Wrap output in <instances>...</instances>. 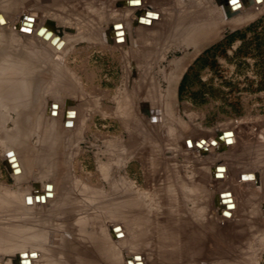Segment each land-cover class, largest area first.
<instances>
[{"label":"rangeland","instance_id":"rangeland-1","mask_svg":"<svg viewBox=\"0 0 264 264\" xmlns=\"http://www.w3.org/2000/svg\"><path fill=\"white\" fill-rule=\"evenodd\" d=\"M230 1L0 0V63H19L27 82L34 83L28 88L11 87L12 100L0 105V187H8L9 192L36 191L49 180V167L60 162L54 179L59 182V192L63 185L69 191L68 203L61 207L57 201L34 204L31 195L22 208L12 194L1 195L13 198L15 210L0 213L4 220H0V264H14L12 259L18 253L23 255L9 245L22 241L29 232L43 235L46 230L52 243L45 244L51 254L45 264H55L52 257L61 256L70 244L60 239H73L77 231L73 225L85 215L89 229L103 224L110 232L115 222L106 207L122 204L112 188L118 170L113 160L117 154L114 140L127 141L132 133L139 139L136 149L140 152L138 158L127 159L121 173L127 170L139 184L133 194L137 205L130 203L127 208L138 211L144 220L137 251L145 264H264V1L245 6L238 0L236 10ZM227 3L232 16L223 12ZM191 7L193 11L187 9ZM210 8L224 21L213 27L218 34L178 70L194 48L181 45L171 26L184 23L190 15L204 22ZM245 13L248 17L237 22ZM115 17L128 30L129 42L115 43L110 32ZM23 18L30 25L38 19L39 31L50 23L52 34L22 36L18 26ZM172 70L174 101L172 116L167 118L159 98L166 93V78ZM65 85L76 86L74 97H68L70 93L62 88ZM126 90L135 99L131 107L137 111L129 124L113 111ZM54 94L66 98L60 101L63 117L50 122L41 116V110ZM59 133L57 153H45L49 140ZM220 135L225 144H218ZM10 139L22 140L30 148L29 164L20 179L3 158L1 140L8 143ZM128 150L122 148V158H127ZM40 152L46 161L42 156L39 159ZM99 162L107 163L102 165L109 167V175L103 174ZM247 172L256 173L257 179L241 180V174ZM223 189H232L236 195L229 218L221 215L216 203ZM193 194L198 196L196 202ZM226 213L224 209L223 215ZM132 217L129 213V220ZM59 224H68L60 235L53 233ZM114 230H121L120 225ZM89 243L91 249L96 247L93 240ZM125 243H117V264H125L136 252L131 250L136 247L128 249L131 245ZM40 251L37 248L31 253L33 260ZM107 260L103 263L117 261Z\"/></svg>","mask_w":264,"mask_h":264},{"label":"bare ground","instance_id":"bare-ground-1","mask_svg":"<svg viewBox=\"0 0 264 264\" xmlns=\"http://www.w3.org/2000/svg\"><path fill=\"white\" fill-rule=\"evenodd\" d=\"M258 1H260V0H258ZM243 2L245 4V6H249V5L254 3V0H243ZM131 3H134V2L131 1ZM230 3L232 4V6H233L232 8L234 10H236L240 7L239 2L235 3L232 0V1H230ZM230 3L225 4L224 9H223V12L226 11L228 16H232V14H233L231 12L232 10H231V4ZM257 3L258 2L255 0V4H257ZM187 9L189 11L190 10L193 11V7L187 8ZM214 9L215 8H210V10L206 14V16L204 15L205 17L202 18V20L204 22H199V19H197L195 17L193 18L190 15L186 18L184 23H182L181 21L180 22L178 21L176 24L171 26L172 33L179 40V43L181 45H184V47L189 46V45H193V48H194V52L191 54V57L187 56L186 58H183L181 60L179 66L177 67L178 70L184 69L187 62L189 61V58H192L194 54H196L197 52L200 51V48L203 44L211 41L218 34L217 30H214L215 28H213V27L220 25V23H221L220 21H223V20H220V18H219L220 15L214 14V12H213ZM31 10H33V8H31ZM29 12H31V11H29ZM27 15H29V14H26L25 16H27ZM40 17H41V15H40ZM247 17H248V13H245V14H243L237 18L238 19L237 22H239L241 20L243 21ZM25 19L26 18H23L20 21V24L18 26V28H19L18 33L21 34L22 36L32 37L30 35H36V36L39 35L40 38H45V37H48L52 34V31L50 30V28H51L50 23L47 24L45 26V28H43L44 32L39 34V28L37 27V23H36L39 20L35 18L34 25H30V24H24ZM118 19H119L118 17H115V19L113 20V23L111 24L110 32H112V34L114 35L115 43L117 45H120V43L125 42L126 40H128V42H129L130 34H129L127 29H124L122 27V25L119 24ZM26 21H27V19H26ZM29 27H32V28H30L31 30L29 29ZM17 68H18V71L15 70ZM19 69H20V71H19ZM173 71L174 70H172L169 73V75H167V78H166L168 80V85L166 86V91H165L166 93L161 95V97L159 98L160 106H164L166 109V111H165L166 115L165 116L167 118H170L172 116L170 109L172 108L173 101H174L173 100L174 94H173V87H172L173 83H174ZM24 75H27V74L24 72H21V68H20L19 63H14L12 61H9V62L3 61L0 63V90L3 91L2 92L3 94H0V105L2 104L1 102L3 100L5 102L12 100L11 91H10L11 87L14 88V87L19 85L20 88H21V86L28 88L27 87L28 85L29 86L32 85V83H33L32 80L27 82L26 76H24ZM68 75H70V74H68ZM70 87L71 86L65 85L62 88L64 91L66 90L68 92V95L70 93V95L68 97H70L71 95H72V97H74V94H73L74 91L72 92V89L75 88L76 86L73 87L72 89ZM16 89H17V87H16ZM24 91H26V89ZM76 91H78V90H76ZM67 92H66V94H67ZM21 94H22V92H21ZM77 94L78 93H76V95ZM54 95H53V98L51 97L52 99L50 101L46 102L45 106L41 110V116L44 115L45 118L47 120H49L50 122L53 120H57L60 117H63V107L61 106L60 101H62L61 99L66 98L65 96H63V98H57L56 94H54ZM80 96H82V94ZM151 96H152V94H151ZM75 97L76 98H74V99H77V96H75ZM121 97L122 98L117 102V105L114 107L113 111L115 112V115L117 118L121 119L126 124H129V123H131V121H133V119L135 120L136 114H137L136 109H134L136 111L135 112V111H133V109L131 107V106H133L131 101L132 100L134 101L135 99L131 97V94L127 90L124 93V95ZM68 99H70V98H68ZM80 99H81V97H80ZM21 100H22V98H21ZM66 101H68V100H66ZM32 103H33V101H32ZM63 103H64V101H63ZM53 104H56V107H52ZM39 105H38V107H39ZM19 106H20V104H19ZM81 106H82V104H81ZM49 108H51V110H49ZM69 117H70V115L67 116L66 118L65 117L64 118L69 119ZM18 123H19V121H18ZM59 131H60V129H59ZM57 132H58V130L56 131V133ZM60 134L61 133L58 134L57 138L53 137L51 140H49V142H48L49 149H45L44 150L45 153L46 152H48L50 154H51V152H52V154L57 153V151L61 147L59 145V142H60L59 138L62 137V136H60ZM22 135H23V133H22ZM225 135H228V134H225ZM0 137H2V136H0ZM219 138H221V139H219ZM219 138L217 139L218 144H223L225 141L224 137L222 135H220ZM211 139L214 140L215 137H211ZM6 141H9V140H6ZM205 141L207 142L208 139L205 138ZM205 141H204V143H205ZM1 142H2V146H3V152H4L3 158L5 160L6 165L8 166V168L11 171H13L15 177H19V179H20V177L24 176V174H25L24 172H22V170H27L26 168L28 167V164H29L27 161V158H28L29 153H30V151H29L30 148L27 146L28 143L23 144L24 142H22V140H21V142L20 141L15 142V140H13V139H10V142H8V143L5 142L4 140H1ZM138 143H139V139L136 137V134H134V133H132L130 135L129 140H127V141L124 140L123 138H119V137L114 140V150H115L114 152H117V154L115 156V159H113V160H114L115 165H116L118 170L116 169L117 173L114 172L115 176L113 178L112 188L116 191L114 193L115 197L121 198L122 204H120V205L115 204V206L106 207V211L108 212L109 218L115 222L112 226H110V232L108 231L107 226H102L103 224L100 225L97 229H94V230L89 229L87 226L88 222H89L88 216L85 215L82 218L79 217L76 221V225H75V223L73 225V222H71V224L74 227H77L76 233L72 234V236L74 238L69 240V241H68V238L67 239L66 238L60 239L63 241L67 240V242H70V244H69L68 248L65 249L66 254L63 253L61 256H59L57 258L52 257L53 261L54 260L57 261V262H55V264H104L105 262L103 263V260L106 261L107 256H108L107 258H109V257L111 258V260H110V258L108 259V260H110V262L117 260L116 261V264H117L118 258L115 259V257H116V253H117L116 246H117L118 242L119 243H125L126 242L125 243L126 245L127 244L131 245L130 247H128V245H127L128 249H130L131 247H136L135 248L136 250H134L133 248L131 249V250L136 251V252L132 253L131 257L129 256L125 259V264H138V262L140 260H141L142 264H145V261H144V258L142 256L141 252L137 251V249H140L138 247V245L140 246V243L142 241V235H143V232H142L143 229L142 228H143V221L144 220H143V217H141L139 215L138 211L134 212L132 210H129V208H127V207H130V206H128L130 203H131V205H132V203L137 205L138 201L136 198H134L133 194L136 192V189L139 187V184H137L136 181L131 179V177L128 175L127 170L125 171V173L127 175L121 173V170L124 169V167L126 166V163L128 162L129 159L136 158V157L138 158L137 152H140L139 149H141L139 147L138 148L139 151H137L136 148L138 146ZM209 143H211V141ZM206 145L209 146L208 143ZM142 146H144V144ZM123 147H126V148L128 147L130 149V152H129V150L127 151L128 155H126L127 152H126V154H124L127 156V158L125 157L126 159H124V157L122 158L121 151H122ZM213 147H214V144L210 145L211 149H213ZM44 152L43 153L40 152L41 155L39 154V159L42 156L43 159L45 160V158L43 156ZM44 160H42V159H41V161L38 160L41 162V163H39V166H41V169H43L42 166L44 164ZM107 163H108V161H107ZM107 163H104V164L107 165ZM59 164H60V162H56V163H54L53 166L49 167V171L46 172L47 173L46 177H48L49 180L44 182L43 186L41 188L39 187V189L36 191H33V190L28 191L25 189V190H21L20 192H9L10 190L8 187H6V186L0 187V213H2V215H4L3 212H5V211L9 212L8 210H12V209L15 210V205L11 201V200H13V198L17 199L18 205H20L22 208L25 207V205L30 202L31 195H33L34 204H41L43 206L44 203H49V202H54V201H57V203L59 204L58 205L59 207L67 204L68 203L67 194L69 193V191L66 189L67 185H63V188H62L63 190L60 191L63 195L62 196L61 193L59 192V186H60L59 182H58V180L54 179L57 171L60 170L58 167ZM102 164L100 163L98 165L101 166ZM19 165H21L20 166L21 169L19 168ZM98 168H99V166H98ZM101 169L100 170L103 172V174H105V173L108 174L109 170H110L109 167H107L105 165H102ZM216 170H224V169L223 168H216ZM100 175H101V173H100ZM223 177H224V175H223ZM51 179L53 181H51ZM240 179L241 180H255V179H257V174L254 172L242 173L240 176ZM49 184H51V185H49ZM47 185H49L50 187L49 186L47 187ZM82 186H83V183H82ZM47 192L49 193L48 196L46 195ZM8 194H12L13 198L9 199V198H6L4 196H1V195L6 196ZM222 194H223V197H222ZM59 195H60V197L58 198ZM197 197H198L197 195L193 194V196L191 197V198H193L192 201L196 202ZM224 199H225V201H224ZM39 200H42V201L38 202ZM235 200H236V195L232 189H223V190L219 191V193L217 194V197H216V201H217L216 203L219 206H221L220 213L223 217L229 218L228 213L231 214L230 217L233 216V213H232V210L230 209V207H231V203H233V204L235 203ZM10 203H12V205H9ZM224 204H227V205L229 204V206L223 207ZM16 209H19V208L16 207ZM132 209H133V207H132ZM224 209H227L226 216L223 215ZM63 210L64 209H62L60 211H63ZM101 210L102 209H100V212H101ZM129 213L134 214V218L132 217L133 221L129 220V218H128ZM97 218H99V217H97ZM1 221H4V220H1ZM93 221H95V219ZM99 221L100 220H98L97 222L99 224H101L100 223L101 221L100 222ZM110 223H112V222H110ZM105 224H106V221H105ZM4 225H7V223H4ZM118 225H120L121 230H119V231L114 230V228L118 227ZM66 226H68V224H65V226H60V224H59V226L57 225V227L53 226V227H55V228H53L55 232H53L51 230H50V232L58 233L60 235L62 233H59V232H62L63 230L65 231L64 228H66ZM0 229H3L2 225H0ZM43 231L44 230H42V232ZM46 231H45V233L43 232L44 233L43 235H42V233H40V231L29 232L30 234L28 233L25 239H23L22 241H19L17 243H14V245H12V246L11 245L8 246V248L12 247L14 249H18L23 254L22 256H20V254L18 253L17 258L12 259L14 261V264H37L38 262H41L43 260H44L43 264H45L47 259H49L51 256V254L49 253L50 249L47 248L45 244L49 243V242L52 243L51 238H46V236L47 237L49 236V232H46ZM107 231L109 232V234ZM120 231L122 233L120 236H118L117 233ZM53 233H51V235ZM107 234L109 237L107 236ZM107 239H110L111 242L109 243V241ZM91 240H93L95 242V246H96L93 249H91V247H89V245H91L89 243ZM110 244H112L113 247L112 246L111 247L113 249L111 247H109ZM118 245L120 246V244H118ZM4 247L7 248L6 246H4ZM37 248H39L41 250L40 251L41 255H38L39 257L34 258V260H33L31 253H33V251L36 250ZM108 248H111V249L109 250ZM92 251L97 253L96 254L97 256L95 254H94L95 255L94 256ZM107 253H109V255ZM139 254H141V256H138V257H141V258L136 257V255H139ZM42 255H45V256L42 257ZM92 255H93V257H92ZM15 256H16V254H15ZM108 260H107V262H109ZM114 263H115V261H114ZM114 263H112V264H114Z\"/></svg>","mask_w":264,"mask_h":264},{"label":"water","instance_id":"water-1","mask_svg":"<svg viewBox=\"0 0 264 264\" xmlns=\"http://www.w3.org/2000/svg\"><path fill=\"white\" fill-rule=\"evenodd\" d=\"M234 2L235 1H238V0H233ZM40 33H42V32H44V29H40V31H39ZM55 41H57V38H56V40Z\"/></svg>","mask_w":264,"mask_h":264}]
</instances>
